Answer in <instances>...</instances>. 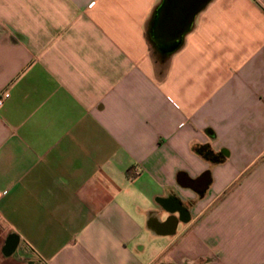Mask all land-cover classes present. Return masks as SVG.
<instances>
[{
	"label": "crops",
	"instance_id": "crops-1",
	"mask_svg": "<svg viewBox=\"0 0 264 264\" xmlns=\"http://www.w3.org/2000/svg\"><path fill=\"white\" fill-rule=\"evenodd\" d=\"M159 2L0 0V264H264V0Z\"/></svg>",
	"mask_w": 264,
	"mask_h": 264
},
{
	"label": "water",
	"instance_id": "water-1",
	"mask_svg": "<svg viewBox=\"0 0 264 264\" xmlns=\"http://www.w3.org/2000/svg\"><path fill=\"white\" fill-rule=\"evenodd\" d=\"M211 0H160L149 20L147 37L157 58L165 61L182 44L196 16Z\"/></svg>",
	"mask_w": 264,
	"mask_h": 264
},
{
	"label": "trees",
	"instance_id": "trees-1",
	"mask_svg": "<svg viewBox=\"0 0 264 264\" xmlns=\"http://www.w3.org/2000/svg\"><path fill=\"white\" fill-rule=\"evenodd\" d=\"M149 46H150L151 54L153 55V58L156 60V56L154 52L155 50L151 44ZM194 150L198 155L215 163L223 161L225 157L220 152L217 153L213 152L207 145H197L195 146Z\"/></svg>",
	"mask_w": 264,
	"mask_h": 264
},
{
	"label": "built area",
	"instance_id": "built-area-1",
	"mask_svg": "<svg viewBox=\"0 0 264 264\" xmlns=\"http://www.w3.org/2000/svg\"><path fill=\"white\" fill-rule=\"evenodd\" d=\"M9 96L8 93H5L3 95H0V107L3 105L5 99ZM0 196H1V193H0Z\"/></svg>",
	"mask_w": 264,
	"mask_h": 264
}]
</instances>
